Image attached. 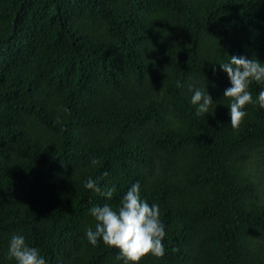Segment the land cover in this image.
Returning <instances> with one entry per match:
<instances>
[{"label":"trees","instance_id":"1","mask_svg":"<svg viewBox=\"0 0 264 264\" xmlns=\"http://www.w3.org/2000/svg\"><path fill=\"white\" fill-rule=\"evenodd\" d=\"M233 55L264 63V0H0V264L14 234L46 264H123L85 230L137 181L166 233L139 264H264V84L233 130Z\"/></svg>","mask_w":264,"mask_h":264},{"label":"clouds","instance_id":"2","mask_svg":"<svg viewBox=\"0 0 264 264\" xmlns=\"http://www.w3.org/2000/svg\"><path fill=\"white\" fill-rule=\"evenodd\" d=\"M219 66L227 73L230 81L231 86L225 89L223 96L228 100L231 127L238 130L247 114L244 109L253 103L250 85L253 82L264 84V63L233 55L227 63ZM213 103L207 91L201 89H196L191 96V104L196 106L197 115L212 114L209 109ZM256 103L264 109V90L258 93ZM96 163V159L91 160L92 165ZM107 175V172L103 173V176ZM84 188L100 193L108 199H111L116 191L115 187L102 191L98 181L93 179H88ZM90 214L95 224L85 230L88 243L95 247L102 241L107 247L117 249L116 259L122 260L123 264H139L147 255L156 258L165 255L163 240L166 233L160 220L159 205L150 206L141 198L138 181L127 190L117 208L105 203L91 208ZM8 258L14 260L15 264H46L39 250L30 247L25 237L20 234L11 237Z\"/></svg>","mask_w":264,"mask_h":264}]
</instances>
